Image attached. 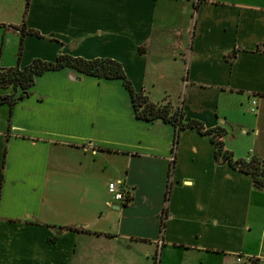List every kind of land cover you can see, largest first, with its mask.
I'll return each mask as SVG.
<instances>
[{
  "label": "crops",
  "instance_id": "0c3cea01",
  "mask_svg": "<svg viewBox=\"0 0 264 264\" xmlns=\"http://www.w3.org/2000/svg\"><path fill=\"white\" fill-rule=\"evenodd\" d=\"M0 27L20 66L111 56L136 90L223 126L233 157L264 158V0H0ZM193 92L210 106L190 112ZM176 131L138 117L120 77L37 74L0 102V264H264L263 186L211 133Z\"/></svg>",
  "mask_w": 264,
  "mask_h": 264
},
{
  "label": "trees",
  "instance_id": "16d2710c",
  "mask_svg": "<svg viewBox=\"0 0 264 264\" xmlns=\"http://www.w3.org/2000/svg\"><path fill=\"white\" fill-rule=\"evenodd\" d=\"M25 31H35L28 28ZM64 65H71L77 69L107 77H120L128 89L135 114L145 119L162 117L164 120L172 122L176 126V137L179 129L185 126H195L202 132H209L217 145L216 154L223 156L233 165L250 172L257 184L264 185V158L257 155L249 157H233L230 149L223 147L222 136L226 129L220 125L205 126L204 122L196 117L184 118L185 110L180 106H174L170 102L156 101L151 99L143 90H136L131 79L126 74L122 63L111 56H95L87 58L81 55H73L59 52L54 60H47L41 57H34L24 66L19 64L10 66H0V88L19 86L21 91L18 95L13 92H0V102L13 104L18 98L27 93L28 87L34 82L35 76L49 68H59ZM176 139V138H175ZM169 188H167L168 194Z\"/></svg>",
  "mask_w": 264,
  "mask_h": 264
},
{
  "label": "rangeland",
  "instance_id": "374dc122",
  "mask_svg": "<svg viewBox=\"0 0 264 264\" xmlns=\"http://www.w3.org/2000/svg\"><path fill=\"white\" fill-rule=\"evenodd\" d=\"M3 28L4 27H0V61L1 62H5V63H7V62H10L11 60L12 61H14L15 63L14 64H12V65H16L17 64V62H18V59H17V54L15 55H13V51H15L14 50V47L12 48L11 47V45H15V41H11V42H8V40H6L5 42H4V49H3V52H2V47H3ZM13 36H15L14 34H13ZM0 62V66H4V65H6V64H2ZM7 88H9V90H11V89H14L13 87H11V86H9V87H7ZM0 90H4V88H0ZM206 92H202V94L201 93H199V92H193V93H188V95L186 96V101H187V108H189L190 110V112H192L193 111V109H194V103H195V101L197 100V99H202V97L204 98L203 99V102H204V104L207 106V105H209L210 103H212V100H210V99H208V96L205 94ZM210 106V105H209ZM244 107V106H243ZM246 108L243 110H241L239 113L240 114H242V115H248V114H253V111H251V110H249L248 108H247V106H245ZM196 111V110H195ZM230 141H229V144H231L232 145V137H231V139H229ZM240 148H239V152L240 153H242L243 155H247V152H245V150H246V146H245V142H240ZM103 161L105 162V165H106V168L108 169V173L109 174H112L113 173V169H109V167H110V165H111V162H110V160L109 159H107V158H104L103 159ZM19 251H21L20 249H19Z\"/></svg>",
  "mask_w": 264,
  "mask_h": 264
},
{
  "label": "built area",
  "instance_id": "2783aa9c",
  "mask_svg": "<svg viewBox=\"0 0 264 264\" xmlns=\"http://www.w3.org/2000/svg\"><path fill=\"white\" fill-rule=\"evenodd\" d=\"M254 108L255 106L252 107V109ZM262 186L264 189V185ZM107 187L112 198L119 200L122 203L128 202L132 197L131 186L123 180H110L107 184ZM237 259L240 260L241 256H237Z\"/></svg>",
  "mask_w": 264,
  "mask_h": 264
}]
</instances>
